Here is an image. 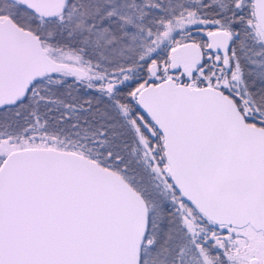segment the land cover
I'll list each match as a JSON object with an SVG mask.
<instances>
[{
  "label": "snow or ice",
  "instance_id": "1",
  "mask_svg": "<svg viewBox=\"0 0 264 264\" xmlns=\"http://www.w3.org/2000/svg\"><path fill=\"white\" fill-rule=\"evenodd\" d=\"M0 264H264V0H0Z\"/></svg>",
  "mask_w": 264,
  "mask_h": 264
}]
</instances>
